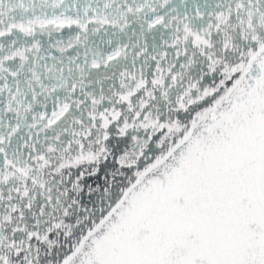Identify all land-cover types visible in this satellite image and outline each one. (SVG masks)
Segmentation results:
<instances>
[{
	"label": "snow or ice",
	"instance_id": "obj_1",
	"mask_svg": "<svg viewBox=\"0 0 264 264\" xmlns=\"http://www.w3.org/2000/svg\"><path fill=\"white\" fill-rule=\"evenodd\" d=\"M0 264H264V0H0Z\"/></svg>",
	"mask_w": 264,
	"mask_h": 264
}]
</instances>
